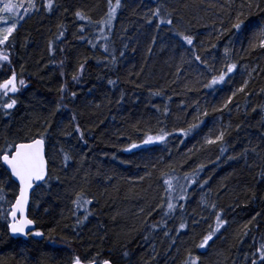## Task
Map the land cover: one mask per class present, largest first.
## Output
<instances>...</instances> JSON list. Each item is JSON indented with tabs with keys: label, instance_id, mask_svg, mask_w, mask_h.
Wrapping results in <instances>:
<instances>
[{
	"label": "trees",
	"instance_id": "obj_1",
	"mask_svg": "<svg viewBox=\"0 0 264 264\" xmlns=\"http://www.w3.org/2000/svg\"><path fill=\"white\" fill-rule=\"evenodd\" d=\"M58 2L69 11L64 12L62 7L48 14L42 7L45 0H36L41 11L26 16L14 33L17 47L13 50V66L28 87L18 94L19 103L12 110V116L0 119V139L43 131L40 123L47 119L52 127L48 130L51 139L46 140V149L50 144L58 145L70 153L73 161L66 169H53L61 183H54L53 195L48 198L49 211L37 212L30 205L29 215L37 220L36 230L43 231L44 237L13 238L0 221V264H71L75 255L82 259L85 255L96 256L101 262L111 259L114 264H173L175 257L174 264H182L188 251L201 257L200 264H250L245 261V255L251 257L264 242V179L259 178L264 171V151L259 157L248 155L246 160L225 157H238L249 146V141L252 145H260L258 150L264 149V95L246 97L244 93H237L227 109L213 111L214 107H221L245 79H250L249 89L253 92L264 89V50L248 49L249 41L258 43V30L246 32L245 37L233 36L230 32L219 39L215 37V30L222 26L221 20L224 27H230L227 13L239 10L246 0H214L230 4L224 12L218 7L207 11L197 7L185 9L180 0H166L169 6L179 7L183 15V24L177 25L178 30L188 29L204 42L207 51L197 48L202 58L210 51L212 60L222 59L223 46L229 37L232 38L238 72L229 83L214 91L197 83L206 74L198 76L194 67L187 70L188 64L183 65L185 74L176 77L180 57L193 66L194 61L192 54L178 44L166 27L161 26L157 32L153 26L155 20L152 25L145 23V17L150 16L149 9L155 8L158 0H143L120 10L113 26L105 30V34L111 36L109 48L116 55L115 65L110 60L104 63L109 58L99 45L92 49L78 39V25L84 22L77 21L73 15L74 10L84 9L94 22L99 21L106 14L107 0ZM198 2L187 0L189 5ZM261 16L264 13L254 14L246 23L264 24ZM61 24L67 28L64 43L57 46L52 56L49 41H55ZM153 36L157 37L155 44ZM162 40L166 42L163 46ZM103 43L100 40V44ZM211 43L217 47L209 48ZM59 47L65 52L61 53ZM60 60L65 61L63 66ZM81 63L84 64L82 75L78 73ZM257 66L258 71L251 77L246 75ZM9 74L5 68L0 72V81ZM74 75L79 77L77 82L72 80ZM110 79L117 83L109 85ZM137 84L143 86L136 87ZM62 85H66L69 94L75 92L76 98L65 97V107L57 112ZM149 89L161 94L152 95ZM122 92L125 101L117 105ZM197 101L209 114L199 118L203 123L193 134L183 138L177 132L164 144L124 151L130 142L140 144L145 135H156L161 122L168 131L198 122L192 119ZM182 105L188 106L187 111L182 110ZM253 106L257 111H251ZM165 107L170 109L167 118L162 115ZM73 115L82 129L90 130L85 131L87 145L80 142L72 129ZM237 124L241 125L240 130L226 135L223 145L203 143L206 137H214L222 126L234 128ZM220 147L227 149L223 155ZM55 158L59 164L61 156L56 154ZM200 164L204 168L199 179H207L208 183L203 189L195 185L189 189L183 217L188 227L179 230L181 217L177 212L167 221L171 237L164 236L160 229H149L148 225L160 220L156 212L151 215L149 212L166 196L164 181L172 175L192 172ZM81 189L87 198L94 197V201L88 206L92 215L76 227L71 199L73 193ZM5 190L8 199H12L15 189L9 190L6 186ZM213 202L224 209V217L229 221L227 231L222 229L223 236L210 248L198 249L195 245L209 225L214 224V216L205 208ZM78 215L82 216L83 212ZM193 217L200 220L198 225L193 224ZM144 236L149 240L145 241ZM172 239L176 240L175 245ZM124 250L129 252L127 259L121 255Z\"/></svg>",
	"mask_w": 264,
	"mask_h": 264
},
{
	"label": "snow or ice",
	"instance_id": "obj_2",
	"mask_svg": "<svg viewBox=\"0 0 264 264\" xmlns=\"http://www.w3.org/2000/svg\"><path fill=\"white\" fill-rule=\"evenodd\" d=\"M143 0H107V11L103 19L99 21H93L90 16L87 15L84 9H76L73 12L74 17L77 21L84 22L78 25V39L84 43H87L92 49H96L99 45L103 52L107 54L109 59H106L104 63H108L109 60L111 64L115 65L116 55L114 52L110 51L109 43L111 41L110 34H105L106 29H110L113 26V21L115 20L118 11L123 10L126 7L138 5L142 3ZM27 8H24V4L18 2V0H0V72L7 68L10 72L7 78L0 81V119L8 118L12 116V110L17 108L19 103L18 94L22 89L27 88L28 85L22 74L18 77V74L13 66V50L17 47L14 43L17 28L21 26V21L24 20L26 16H30L34 13H39L41 8L37 6L36 0H27ZM181 7L187 9L189 7H197L201 10H210L215 8H220L221 12L230 7L229 3L219 4L214 2V0H199L198 4L189 5L187 0H180ZM44 12L51 14L54 10L59 11L63 6L58 2V0H45L42 5ZM23 8V13L18 12L17 9ZM255 10V12H253ZM64 12H68L67 7H63ZM150 16L145 17V23L152 25L153 20L156 24L153 25L157 32L161 30V26H164L172 34V37L176 38L179 45L186 48V50L192 54L193 64L184 61L183 57H180L181 64H178L175 69V75L180 78L185 74L186 69L183 66L188 64L187 70H192L193 67L198 76L206 77L202 80H197V83L204 89L210 91L216 90L220 86H224L233 79V74L238 72V64L234 62V48L232 43V38L229 37L226 45L223 46V56L222 59L212 60V53L209 51L208 55L202 58L201 54L197 51V48L205 49L203 41L197 39V36L189 31L188 29L178 30L177 25L183 24V15L180 13V8L175 5L169 6L165 2H157L156 7L149 9ZM264 13V0H246V3H241L239 10L233 12H228L230 27L223 26V20H221V28L215 30V37L219 39L227 33H232L233 36L245 37L246 32L251 33L253 29H257L258 43L255 41L248 42V49L255 51L258 47L264 50V24H251L246 23L248 18L252 15H260ZM261 20H264V16H261ZM175 21V23H174ZM67 28L65 25L61 24L58 27V33L56 35L55 41H49V53L54 56L57 46L64 43V36ZM170 37V39L172 38ZM100 40L104 43L100 44ZM157 40L156 36L152 37V43L155 44ZM239 42V41H237ZM165 41H161V45H165ZM168 47H171L168 44ZM211 49H215L217 45L211 43L209 46ZM230 48H233V52L230 53ZM58 50L61 53L65 52L63 47H59ZM163 50V49H162ZM149 53H151V48H149ZM123 52L120 55L123 56ZM64 60H60L59 64L63 66ZM219 65V67H218ZM203 69V71H201ZM23 71V70H22ZM84 64L81 63L78 68V73L83 74ZM258 71V66L252 68L251 72L246 73L249 77L252 76L253 72ZM78 76L74 75L72 77L73 82H77ZM250 79H245L242 81L239 87L235 91L231 92L228 96L227 101L221 107H214L213 111L223 112L228 108L229 104H232L233 98L237 93H244L245 96L253 95H264V89L259 92H253L249 89ZM117 81L108 80L109 85H115ZM142 84H137L136 87H142ZM246 89H249L246 91ZM150 94L159 96L161 93L159 91L151 92ZM60 100L56 105L55 111H60L65 107V97L70 96L71 100H75L76 93L67 92L66 85H62L59 89ZM125 101V94L122 92L120 97L117 99V105H122ZM98 107V106H97ZM187 105H182L183 111H187ZM238 110L239 105H235ZM159 111V110H158ZM194 116L193 121L187 123L186 127L176 129L175 131L166 130V125L159 128L156 135H145L142 143L138 144L135 142H130L128 147L124 151L131 152L133 149H139L142 146L147 145H159L164 144L168 141L169 136L175 135L177 132L183 138H187L190 134H193L203 123L199 118L201 116L207 117L208 111L206 108L201 107L199 102L193 109ZM231 111V110H230ZM247 111V110H246ZM251 111H257V108L253 106ZM170 109L165 107L163 109L162 115L167 118L169 117ZM55 115V112L52 113ZM72 129L78 136L80 142L87 145L88 141L85 139V131H90L82 129L80 123L76 120V116L72 117ZM40 127L43 131H39L32 135H15L6 136L0 139V221H3L4 226L7 229L8 234L15 237H44L45 233L40 230L35 229L37 220L30 218L29 207L39 211L48 212L51 206L48 198L53 195L54 183H61L60 177L55 175L53 169L56 167H61L66 169L69 163L73 161V157L64 148L53 145L47 146L46 151V140L51 139V134L49 129L52 124L49 120L45 119L40 123ZM241 125L237 124L234 128L231 125L222 126L220 130H217L216 134L212 138H205L203 143L206 145H223L226 140V135H230L232 131H239ZM71 135V133H68ZM264 139V137H262ZM183 142V140H181ZM249 146L245 147L238 157L226 156V159H247L248 155H254L259 157L261 151L260 145H252L251 141L248 142ZM220 153L223 155L227 149L225 147H220ZM56 154L61 156V161L58 164L55 158ZM219 159V157H217ZM155 167V165H153ZM204 165L200 164L192 172H185L183 175H172L164 181L166 184V196L163 202L156 205L155 208L151 209L149 215L152 212H156L160 215V220L148 225V228L155 231L160 229L163 231V235L166 237H171V233L167 226L168 219L172 218L177 212L181 217V222L179 223V230H184L188 227V223L183 217L186 215L185 205L189 199V189L194 185L200 189H203L204 185L208 183V180H200L199 175L203 170ZM175 171V169H173ZM85 179L87 176L84 177ZM260 179H264V171L260 173ZM143 179V177H141ZM9 190L13 188L12 199H8V193L5 187ZM203 199V198H202ZM94 201L93 198H87L81 189L73 193V198L71 203L74 206L72 214L76 217V227L84 224L89 215L92 212L89 209V205H92ZM44 204L42 208L41 205ZM206 210H209L214 216V224H210L208 230L202 235L199 242L195 245L198 249H208L211 245L215 244L217 239L223 236L224 229L227 231L226 226L229 221L224 217V209L218 208L216 203H210L205 205ZM83 212V215H78L79 212ZM143 212V209H141ZM260 215L259 213L256 214ZM255 219V217H253ZM200 223L199 219L193 217V224L198 225ZM248 226L245 225V228ZM179 230L177 234H179ZM244 235L247 236L248 232L245 231ZM104 239V237H101ZM145 241L149 240L148 236H144ZM172 245L176 244V240H171ZM126 248V245H125ZM172 248H169V253H171ZM98 255V254H97ZM123 258L127 259L129 257V252L124 250L121 252ZM155 258V257H153ZM173 259V264L175 257ZM245 261H250V264H264V242L260 243L256 252L251 254V257L245 255ZM201 257L199 255H193L191 251L187 252L186 258L183 260L182 264H200ZM71 264H114L111 259H104L102 262L96 259V256L89 257L85 255L82 259L80 255H75L71 261Z\"/></svg>",
	"mask_w": 264,
	"mask_h": 264
},
{
	"label": "rangeland",
	"instance_id": "obj_3",
	"mask_svg": "<svg viewBox=\"0 0 264 264\" xmlns=\"http://www.w3.org/2000/svg\"><path fill=\"white\" fill-rule=\"evenodd\" d=\"M18 2L24 4V8H27V6H28V5H27V0H18ZM17 11L23 13L24 9H23V8H21V9H17ZM118 12H119V11H118ZM117 14H118V13H117Z\"/></svg>",
	"mask_w": 264,
	"mask_h": 264
},
{
	"label": "water",
	"instance_id": "obj_4",
	"mask_svg": "<svg viewBox=\"0 0 264 264\" xmlns=\"http://www.w3.org/2000/svg\"><path fill=\"white\" fill-rule=\"evenodd\" d=\"M47 151V149H46ZM29 210H30V207H29ZM31 218V217H30ZM37 228V225H35V229ZM15 238H18V237H15ZM22 238H25V237H22ZM28 238V237H27Z\"/></svg>",
	"mask_w": 264,
	"mask_h": 264
}]
</instances>
